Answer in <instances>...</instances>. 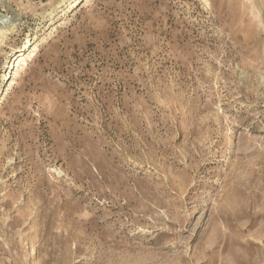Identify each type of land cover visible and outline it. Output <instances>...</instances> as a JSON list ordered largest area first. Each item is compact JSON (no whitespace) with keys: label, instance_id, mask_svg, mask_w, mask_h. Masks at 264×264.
Here are the masks:
<instances>
[{"label":"rangeland","instance_id":"374dc122","mask_svg":"<svg viewBox=\"0 0 264 264\" xmlns=\"http://www.w3.org/2000/svg\"><path fill=\"white\" fill-rule=\"evenodd\" d=\"M85 2L0 0V264H264V0Z\"/></svg>","mask_w":264,"mask_h":264},{"label":"bare ground","instance_id":"6f19581e","mask_svg":"<svg viewBox=\"0 0 264 264\" xmlns=\"http://www.w3.org/2000/svg\"><path fill=\"white\" fill-rule=\"evenodd\" d=\"M85 4L88 0H85ZM45 41L44 37L36 40L34 43L25 44L23 48L16 50V53L13 56L12 63L10 64L11 70H13L12 78L9 77L6 80L7 86L10 87L16 83V78L19 75V72L22 71L28 63L38 54L39 44ZM20 76V75H19Z\"/></svg>","mask_w":264,"mask_h":264}]
</instances>
